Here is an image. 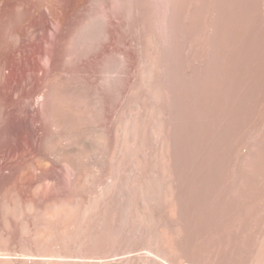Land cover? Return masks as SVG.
<instances>
[{"label": "bare ground", "instance_id": "obj_1", "mask_svg": "<svg viewBox=\"0 0 264 264\" xmlns=\"http://www.w3.org/2000/svg\"><path fill=\"white\" fill-rule=\"evenodd\" d=\"M0 264H264V0H0Z\"/></svg>", "mask_w": 264, "mask_h": 264}]
</instances>
